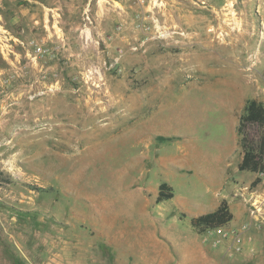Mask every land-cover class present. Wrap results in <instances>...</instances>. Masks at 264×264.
I'll use <instances>...</instances> for the list:
<instances>
[{
  "label": "rangeland",
  "instance_id": "1",
  "mask_svg": "<svg viewBox=\"0 0 264 264\" xmlns=\"http://www.w3.org/2000/svg\"><path fill=\"white\" fill-rule=\"evenodd\" d=\"M249 99L264 0H0V264H264Z\"/></svg>",
  "mask_w": 264,
  "mask_h": 264
},
{
  "label": "trees",
  "instance_id": "2",
  "mask_svg": "<svg viewBox=\"0 0 264 264\" xmlns=\"http://www.w3.org/2000/svg\"><path fill=\"white\" fill-rule=\"evenodd\" d=\"M257 127V135L254 136L245 130ZM238 135L242 146V157L238 163L240 171L261 172L264 170V104L255 99H249L243 107L239 117ZM260 177H256L252 184H256ZM173 196V190L166 182H162L156 197L157 201L165 200ZM233 213L226 200L210 212L191 217V224L199 231L222 227L230 223Z\"/></svg>",
  "mask_w": 264,
  "mask_h": 264
},
{
  "label": "crops",
  "instance_id": "3",
  "mask_svg": "<svg viewBox=\"0 0 264 264\" xmlns=\"http://www.w3.org/2000/svg\"><path fill=\"white\" fill-rule=\"evenodd\" d=\"M234 148H236V147H233L232 150H234ZM241 157H242V154L239 155L236 159L232 160V162H231V161L228 162V160H227V162H226L227 165H226V167H225V168H226L225 171H223V174L219 175V186H218V189H219V190L222 188V186L224 187L225 180L227 179V174H226V172H227V170H228V165H230L231 163H233L231 170H233V171H234L233 173L235 174V173L237 172L236 170H239V169H238V163H239V161L241 160ZM233 176H234V175H233ZM254 176H255V173L252 172V176L250 177V179L254 178ZM227 181L229 182L228 179H227ZM227 181H226V182H227Z\"/></svg>",
  "mask_w": 264,
  "mask_h": 264
},
{
  "label": "built area",
  "instance_id": "4",
  "mask_svg": "<svg viewBox=\"0 0 264 264\" xmlns=\"http://www.w3.org/2000/svg\"><path fill=\"white\" fill-rule=\"evenodd\" d=\"M255 205H256V204H255ZM255 210H258V206L255 207ZM253 212H254V210H253ZM234 236H235V241H236V243L239 244L240 241H241L239 235H238L237 233H234ZM238 249H239V246H238Z\"/></svg>",
  "mask_w": 264,
  "mask_h": 264
},
{
  "label": "bare ground",
  "instance_id": "5",
  "mask_svg": "<svg viewBox=\"0 0 264 264\" xmlns=\"http://www.w3.org/2000/svg\"><path fill=\"white\" fill-rule=\"evenodd\" d=\"M124 211V210H123Z\"/></svg>",
  "mask_w": 264,
  "mask_h": 264
}]
</instances>
